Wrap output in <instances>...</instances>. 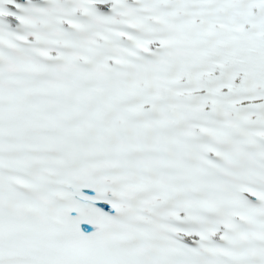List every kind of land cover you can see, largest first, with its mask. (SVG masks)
Wrapping results in <instances>:
<instances>
[{
    "label": "snow or ice",
    "instance_id": "obj_1",
    "mask_svg": "<svg viewBox=\"0 0 264 264\" xmlns=\"http://www.w3.org/2000/svg\"><path fill=\"white\" fill-rule=\"evenodd\" d=\"M0 264H264V0H0Z\"/></svg>",
    "mask_w": 264,
    "mask_h": 264
}]
</instances>
